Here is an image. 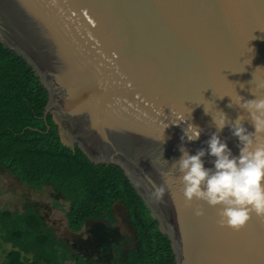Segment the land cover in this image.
Segmentation results:
<instances>
[{
  "label": "water",
  "instance_id": "obj_1",
  "mask_svg": "<svg viewBox=\"0 0 264 264\" xmlns=\"http://www.w3.org/2000/svg\"><path fill=\"white\" fill-rule=\"evenodd\" d=\"M0 41L48 89L45 117L63 143L124 169L177 264H264V219L221 227L217 208L185 204L171 168L181 146L208 149L219 111L233 122L247 115L231 97L264 95V0H0ZM189 124L202 129L198 140L184 135ZM219 136L238 156L230 126ZM202 159L214 168L215 157ZM153 184L165 187L162 202Z\"/></svg>",
  "mask_w": 264,
  "mask_h": 264
},
{
  "label": "trees",
  "instance_id": "obj_2",
  "mask_svg": "<svg viewBox=\"0 0 264 264\" xmlns=\"http://www.w3.org/2000/svg\"><path fill=\"white\" fill-rule=\"evenodd\" d=\"M49 100L34 68L0 41V173L37 190L53 187L69 204L67 226L76 232L90 219L114 224L115 205L123 203L137 244L119 251L115 264H177L171 239L124 169L64 144L53 114L45 117ZM0 239L12 245L2 264H92L33 206L0 210Z\"/></svg>",
  "mask_w": 264,
  "mask_h": 264
},
{
  "label": "clouds",
  "instance_id": "obj_3",
  "mask_svg": "<svg viewBox=\"0 0 264 264\" xmlns=\"http://www.w3.org/2000/svg\"><path fill=\"white\" fill-rule=\"evenodd\" d=\"M256 89H264V81L257 82ZM251 92L254 99L245 100L237 94L235 101L231 97L229 105L239 106L247 115H239L233 122L219 111L218 115L212 116L217 131L206 141L208 149H198L195 155H191L181 146L182 155L171 166L180 173L176 179L182 185L185 204L190 206L195 199L217 208V223L234 231L244 228L253 215L264 219V95L253 89ZM204 111L208 113L205 108ZM245 119L254 125V132L244 127ZM226 125L239 140L238 156L232 154L219 136ZM201 132L202 129L192 124L184 129L189 141L198 140ZM206 152L215 157L214 168L204 166L202 157ZM165 191L163 185L153 184L152 196L162 202ZM195 215L203 216V207H197Z\"/></svg>",
  "mask_w": 264,
  "mask_h": 264
},
{
  "label": "rangeland",
  "instance_id": "obj_4",
  "mask_svg": "<svg viewBox=\"0 0 264 264\" xmlns=\"http://www.w3.org/2000/svg\"><path fill=\"white\" fill-rule=\"evenodd\" d=\"M28 206H33L42 214L47 225L52 226L59 237L74 246V250L83 254L92 264H115L119 251L125 252L132 245H136V233L129 220L123 203L115 205L114 224L104 220H87L80 231H72L67 226L66 210L69 204L53 187L35 189L23 184L17 177L8 172L0 173V210L9 209L23 212ZM98 230L116 233L119 246L113 247L112 254L96 248L95 236ZM124 238H127L124 241ZM126 244V245H125ZM12 248L10 243L0 239V264L3 263L7 252Z\"/></svg>",
  "mask_w": 264,
  "mask_h": 264
},
{
  "label": "flooded vegetation",
  "instance_id": "obj_5",
  "mask_svg": "<svg viewBox=\"0 0 264 264\" xmlns=\"http://www.w3.org/2000/svg\"><path fill=\"white\" fill-rule=\"evenodd\" d=\"M110 223V222H109ZM119 239L116 237L115 232L98 230L97 235L95 236L96 248L102 249V251H107L110 255L112 254L113 247L119 246Z\"/></svg>",
  "mask_w": 264,
  "mask_h": 264
}]
</instances>
